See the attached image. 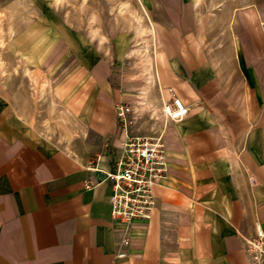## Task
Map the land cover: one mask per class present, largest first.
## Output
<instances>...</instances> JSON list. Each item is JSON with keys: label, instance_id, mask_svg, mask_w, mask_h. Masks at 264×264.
Instances as JSON below:
<instances>
[{"label": "crops", "instance_id": "obj_1", "mask_svg": "<svg viewBox=\"0 0 264 264\" xmlns=\"http://www.w3.org/2000/svg\"><path fill=\"white\" fill-rule=\"evenodd\" d=\"M188 21L185 11L184 35ZM178 41L158 52L154 83L189 114L162 132L166 177L147 221L110 216L104 172L122 152L116 106L131 96L108 60L59 87L46 130L0 120V264H248L246 241L264 233V110L250 108L247 82L229 84L200 46Z\"/></svg>", "mask_w": 264, "mask_h": 264}, {"label": "rangeland", "instance_id": "obj_2", "mask_svg": "<svg viewBox=\"0 0 264 264\" xmlns=\"http://www.w3.org/2000/svg\"><path fill=\"white\" fill-rule=\"evenodd\" d=\"M185 11L187 35L178 29ZM178 40L200 46L229 84L247 82L250 108L264 110V0H0V120L46 130L58 120L59 87L108 60L131 96L130 129L162 136L171 122L153 64Z\"/></svg>", "mask_w": 264, "mask_h": 264}, {"label": "built area", "instance_id": "obj_3", "mask_svg": "<svg viewBox=\"0 0 264 264\" xmlns=\"http://www.w3.org/2000/svg\"><path fill=\"white\" fill-rule=\"evenodd\" d=\"M163 104V113L172 123L181 122L189 108L172 90ZM133 110L129 104L116 106V117L123 132L122 152L112 170L104 172L109 183L108 203L114 223L129 227L150 219L156 203L153 189L166 177V149L161 135H140L130 129ZM253 179L250 180L253 183ZM91 184H86L89 187ZM248 264H264V233L257 227L244 247Z\"/></svg>", "mask_w": 264, "mask_h": 264}, {"label": "bare ground", "instance_id": "obj_4", "mask_svg": "<svg viewBox=\"0 0 264 264\" xmlns=\"http://www.w3.org/2000/svg\"><path fill=\"white\" fill-rule=\"evenodd\" d=\"M152 28H153V27H152ZM148 62H149V61H147V63H148ZM148 65H149V64H146V67H148Z\"/></svg>", "mask_w": 264, "mask_h": 264}]
</instances>
